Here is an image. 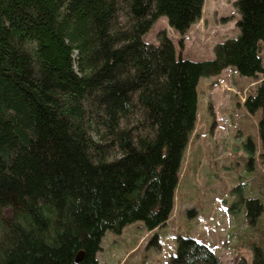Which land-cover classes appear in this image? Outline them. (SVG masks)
Wrapping results in <instances>:
<instances>
[{
	"label": "trees",
	"instance_id": "16d2710c",
	"mask_svg": "<svg viewBox=\"0 0 264 264\" xmlns=\"http://www.w3.org/2000/svg\"><path fill=\"white\" fill-rule=\"evenodd\" d=\"M235 1L239 38L193 62L144 37L166 18L183 44L205 0H0V264H99L107 232L168 222L200 78L264 73V0ZM172 264L221 263L181 239Z\"/></svg>",
	"mask_w": 264,
	"mask_h": 264
},
{
	"label": "rangeland",
	"instance_id": "374dc122",
	"mask_svg": "<svg viewBox=\"0 0 264 264\" xmlns=\"http://www.w3.org/2000/svg\"><path fill=\"white\" fill-rule=\"evenodd\" d=\"M235 3L205 0L202 18L183 44V36L166 18L158 20L144 40L159 45L160 34L166 32L178 59L213 60L218 44L241 35ZM261 54L264 61V43ZM74 68L78 73L77 63ZM257 77H242L228 67L200 78L197 118L170 219L153 231L136 222L120 234L107 232L99 264H172L181 239L208 247L221 264H254V245L264 248V212L259 207L264 208V109L252 113L245 102L264 85V73ZM250 200L260 204L249 206Z\"/></svg>",
	"mask_w": 264,
	"mask_h": 264
},
{
	"label": "water",
	"instance_id": "95a60500",
	"mask_svg": "<svg viewBox=\"0 0 264 264\" xmlns=\"http://www.w3.org/2000/svg\"><path fill=\"white\" fill-rule=\"evenodd\" d=\"M84 253L81 252L80 255L77 258V261L80 262L83 259Z\"/></svg>",
	"mask_w": 264,
	"mask_h": 264
},
{
	"label": "crops",
	"instance_id": "0c3cea01",
	"mask_svg": "<svg viewBox=\"0 0 264 264\" xmlns=\"http://www.w3.org/2000/svg\"><path fill=\"white\" fill-rule=\"evenodd\" d=\"M164 226V225H163Z\"/></svg>",
	"mask_w": 264,
	"mask_h": 264
}]
</instances>
